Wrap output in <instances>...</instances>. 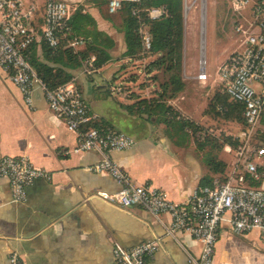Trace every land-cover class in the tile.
Listing matches in <instances>:
<instances>
[{
  "label": "crops",
  "instance_id": "crops-1",
  "mask_svg": "<svg viewBox=\"0 0 264 264\" xmlns=\"http://www.w3.org/2000/svg\"><path fill=\"white\" fill-rule=\"evenodd\" d=\"M22 1L25 6L36 7L32 25L37 31V57L59 66L47 61L42 53L40 27L45 0ZM65 1L82 3V0ZM85 7L98 28L111 35L99 7L92 4ZM111 64L114 70L110 69ZM116 65L107 61L88 72L89 77L78 68L67 67L66 71L72 75L70 80L79 83L81 89L75 85L98 120L127 134L125 130L133 129L136 123L141 127L129 134L135 138V144L126 150L112 151L111 157L135 183L150 184L164 190L169 199L182 202L209 174L207 167L188 148L171 143L153 127L146 128L148 120L134 118L125 110L131 126L121 129L95 110L96 101L89 103L84 96L86 79L93 81L94 75H99L100 80L111 84L110 79L118 70ZM119 81L120 78L112 83L109 91ZM101 85L98 83L97 87ZM128 100L116 101L122 105L134 102ZM77 142V134L68 130L49 109L39 84L34 85L32 103L28 106L19 88L0 67V157L24 154L34 167L48 173L26 188V199L22 202L12 199L8 181L0 179V264H8L11 251L18 252L25 264H110L113 242L131 248L147 239H157L159 247L145 264H191L189 254H200V242L186 232H178L177 240L167 235L163 226L170 221L167 214L160 216L161 223L141 207L125 208L98 196V192L111 193L118 186L107 174L90 170L99 158L95 151H72ZM231 165L222 174L211 175L209 183L221 182ZM253 184L264 187V181ZM213 264H264V240L257 230L236 235L224 220L215 243Z\"/></svg>",
  "mask_w": 264,
  "mask_h": 264
},
{
  "label": "built area",
  "instance_id": "built-area-1",
  "mask_svg": "<svg viewBox=\"0 0 264 264\" xmlns=\"http://www.w3.org/2000/svg\"><path fill=\"white\" fill-rule=\"evenodd\" d=\"M100 1L109 14H115L123 2L129 0ZM230 4L241 14L235 25L241 48L220 62L216 74L230 98L243 104L242 116L249 129L242 133L239 144L231 148L234 162L221 182L198 185L185 200L175 202L162 189L135 183L111 157L112 151L132 147L135 138L111 125L93 126L97 115L89 110L73 80L50 89L38 77L26 54L36 42L37 31L32 25L35 5L25 6L22 0H0V67L19 88L26 105H31L34 85L39 84L51 112L77 134L78 142L72 151H95L99 158L90 170L107 174L117 184L116 191L98 192V196L125 208L141 207L161 223L160 216L167 214L170 221L163 223L167 235L177 240L178 232H186L201 244L199 255L189 254L191 264H213L215 243L224 220L234 234L245 235L257 230L264 240V187L253 184L264 181V0H230ZM73 10L65 0H45L41 41L50 48H57L61 36L70 30ZM244 10L247 14L242 16ZM142 13L149 20H158L165 14V7L132 9L139 22L142 46L139 55L146 57L151 54L152 38ZM83 41L74 37L68 46L77 48ZM94 61V55L87 58L88 72L95 69ZM198 78H207L206 67ZM111 91L124 93L121 84L111 87ZM45 176H48L47 171L34 167L24 154L0 157V179L8 181L16 202L24 201L26 188L36 178ZM158 247L157 239H147L131 248L115 241L110 264H145ZM8 264L25 262L18 252L11 251Z\"/></svg>",
  "mask_w": 264,
  "mask_h": 264
},
{
  "label": "rangeland",
  "instance_id": "rangeland-1",
  "mask_svg": "<svg viewBox=\"0 0 264 264\" xmlns=\"http://www.w3.org/2000/svg\"><path fill=\"white\" fill-rule=\"evenodd\" d=\"M85 4L99 7L100 15L112 34L101 30L103 33L95 36L94 31L100 30L97 23L95 26H85L84 33L80 34L84 38L83 45H78L74 50H82L88 56L94 53L90 46L96 45L102 49L110 36L114 43L108 50L112 59L109 61L118 64V70L114 71L110 83L120 78L121 83H118L124 90V96L111 94L109 81L100 80L99 75H94L93 81L86 79L84 82L83 93L87 101H96L93 104L95 110L115 121L121 129L131 126L125 110L134 118L148 120L146 128L153 127L159 134L167 136L171 143L188 148L207 167L209 174L202 181H208L211 175L222 174L234 161V152L229 144L234 143L236 138H240L249 129L240 115H224L217 111L215 105V101L221 98L222 90L216 69L231 52L241 48V40L235 30L241 14L233 10L230 0H183V36L179 64L174 59L175 65L167 70L171 63L165 59L159 69L150 73L146 71V65L164 54L151 53L146 57L137 54L134 57L123 55V20L127 13L122 10L109 14L104 4L98 0H82L81 4L71 2V7L88 12ZM241 13L243 16L247 11ZM95 38L98 43H95ZM79 62L76 68L89 77L86 61ZM113 65H110V69H113ZM205 67L207 78L200 80L198 75L201 71L204 72ZM98 83L102 84L101 87H97ZM77 86L81 89L79 83ZM178 86L181 87L175 90ZM117 99L123 102H130L128 99H132L134 102L130 105L131 109H127V105L118 103ZM137 100L149 102L153 114L140 112L135 103ZM186 121H192L196 126L183 127L182 123ZM137 128L141 127L136 123L133 129L129 127L125 131L133 134Z\"/></svg>",
  "mask_w": 264,
  "mask_h": 264
},
{
  "label": "trees",
  "instance_id": "trees-1",
  "mask_svg": "<svg viewBox=\"0 0 264 264\" xmlns=\"http://www.w3.org/2000/svg\"><path fill=\"white\" fill-rule=\"evenodd\" d=\"M182 3L183 0H140V2H132L130 0L124 1L121 9L119 10V12L123 10L127 13V17L123 20V40L125 44L123 55L126 57H134L137 54L139 56V53L142 51L139 34V22L136 16L132 14V9L134 7L145 8L149 6L162 5L165 7V14L158 20H149L146 18L145 14L142 13V17L147 24L152 38L151 53L164 54V56H159L154 60H151V62L146 65V71L149 73L156 71L162 64L165 63L166 60L171 63L170 66L167 67V70L171 69L173 65H175L174 59H176L179 64L183 36ZM95 24L96 21L89 12L82 11L80 9L77 10V8H75L69 18L70 30L68 33L61 36L57 48H50L43 41L41 42L43 57L51 63L59 64V66L48 64L39 60L36 55V42L29 47L26 51L29 62L34 67L38 77L47 86V88H55L70 80L72 75L66 71V68H76L80 63L79 61H81V63L82 61L85 62L91 55L95 56V68L101 67L111 59L108 50L113 47L114 40H112L110 36H108V42L102 46V49H99L96 45L93 47L90 46V49L93 50L94 53L89 54L88 56L84 51H77L68 46L69 40H72L74 37L83 38L80 34L84 33L83 30L85 26H95ZM100 33L103 32L97 29L94 31L95 36ZM94 40L95 43H98L96 38ZM220 86L222 87L220 93L221 98L215 101L217 111L223 113L224 115L236 113L237 115H240L242 120H244L242 116L243 104L231 99L224 90L223 84L220 83ZM180 87L181 86H178L175 90H178ZM135 103L140 112H146L150 115L153 114L152 107L148 104L149 102H146L145 100H137ZM126 108L131 109V106L127 105ZM105 123L106 122L102 120H96L92 123V125L100 127L106 125ZM182 126L190 127L196 126V124L192 121H186L182 123ZM239 142L240 138H236L235 142H232L229 145L232 148H235ZM210 181L211 179L205 182L201 180L200 183L211 185L209 183Z\"/></svg>",
  "mask_w": 264,
  "mask_h": 264
}]
</instances>
